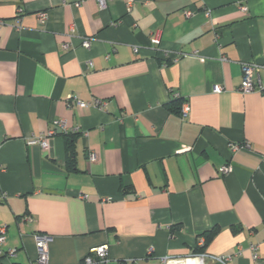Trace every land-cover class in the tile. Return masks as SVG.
<instances>
[{
	"label": "crops",
	"instance_id": "0c3cea01",
	"mask_svg": "<svg viewBox=\"0 0 264 264\" xmlns=\"http://www.w3.org/2000/svg\"><path fill=\"white\" fill-rule=\"evenodd\" d=\"M0 19L1 248L16 250L0 264H38L36 234L48 264H85L105 243L91 264H264V92L239 90L243 63L264 80V0H0ZM52 128L48 148L27 143Z\"/></svg>",
	"mask_w": 264,
	"mask_h": 264
},
{
	"label": "built area",
	"instance_id": "2783aa9c",
	"mask_svg": "<svg viewBox=\"0 0 264 264\" xmlns=\"http://www.w3.org/2000/svg\"><path fill=\"white\" fill-rule=\"evenodd\" d=\"M98 3L101 7L105 6V0H98ZM131 4V3H130ZM128 7H131V5H128ZM242 9L244 11H247V7L245 5L242 6ZM186 15L190 16L192 15V11H185ZM41 16H44L42 14ZM4 24V20L0 19V28ZM150 42L153 46L157 47L159 49V45L161 42L160 39V31L158 29L151 32ZM81 44L88 48L90 46V39L88 37H84L81 41ZM61 47L63 49H69L71 47V44L68 42H63ZM134 51L138 52L139 48L134 47ZM163 53L165 57L171 59L172 61H177L179 58V55L177 53L168 51L163 49ZM109 55V54H108ZM261 68V65L256 62H247L243 63L242 65V80L241 84L239 86V90L242 93H249V92H264V80L260 77L258 74L257 77H254L255 73L259 72V69ZM213 91L215 92H221L222 87L218 84L213 86ZM72 101L75 102L76 106L80 108H88L90 106L94 107H100L105 108L106 107V100L98 98V97H92L90 100H82L77 97H72ZM190 111V105L185 100L182 102L180 107V115L182 118H186ZM53 124L55 127L59 128L63 133H75L78 131L76 127H71L68 125L67 121L65 119H54ZM57 132L56 128H52L48 130L46 134H41L37 137H32L27 141L29 145H38L44 149L49 147V137L51 135H54ZM87 134V133H86ZM230 149L233 153L238 152L242 149H251V143L249 141H244L243 143H232L230 145ZM89 160L90 161H96L97 160V154L95 152H91L89 154ZM232 170L231 164H224L220 167L219 171L222 174H227ZM6 197V195L3 193L0 195V200ZM31 219L30 217H28ZM6 232L7 227L6 225H0V254L6 253L7 255H15L16 250L15 249H8L6 252H4L1 248V245L6 241ZM36 247L38 250V257H37V263L38 264H48L49 255H48V239L49 237L43 235V234H36L34 236ZM203 241L201 242V245H203ZM249 249L252 251V258L254 260L259 258L258 254V246L255 243H250ZM109 253V245L107 243L99 245L97 247H93L90 250V253L85 257L84 263L85 264H91L95 261V257L93 254H95L97 257L101 259H105L108 256ZM239 251L236 254H240ZM233 257V255H221V256H212L213 259L218 260L220 262H226L230 260ZM164 264H207L206 263V254L201 253L197 255H192L189 257L184 258H167L165 257L163 259ZM121 264H135L133 260H129L126 263Z\"/></svg>",
	"mask_w": 264,
	"mask_h": 264
},
{
	"label": "trees",
	"instance_id": "16d2710c",
	"mask_svg": "<svg viewBox=\"0 0 264 264\" xmlns=\"http://www.w3.org/2000/svg\"><path fill=\"white\" fill-rule=\"evenodd\" d=\"M183 101H184L183 98H181L178 93H175V95H173V98L167 103V106H168V108H170L172 110H178L180 112V107H181V104H182ZM67 136H69V135H67ZM70 136H72V135H70ZM70 138H68L67 140H68V143L69 144H72V143H70L71 142V139ZM215 231L216 230L213 229L211 231V234L212 233H215ZM208 239H209V236H207L206 241H205V243L203 245H199V246H197L195 248L194 252L195 253L202 252L204 250V248H205V244H206V242H207Z\"/></svg>",
	"mask_w": 264,
	"mask_h": 264
}]
</instances>
